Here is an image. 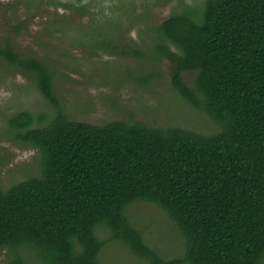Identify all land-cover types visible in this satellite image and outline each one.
Instances as JSON below:
<instances>
[{"label":"trees","instance_id":"1","mask_svg":"<svg viewBox=\"0 0 264 264\" xmlns=\"http://www.w3.org/2000/svg\"><path fill=\"white\" fill-rule=\"evenodd\" d=\"M156 31L152 58L171 63L173 89L218 125L215 134L71 120L54 93L55 69L0 48L57 109L45 127L34 128L44 117L29 112L8 120L39 150L41 174L0 185L6 264H27V251L43 264H101L98 226L150 264H263L264 0H205L200 15L174 14ZM139 201L174 222L183 259L165 260L147 246L127 217Z\"/></svg>","mask_w":264,"mask_h":264},{"label":"rangeland","instance_id":"2","mask_svg":"<svg viewBox=\"0 0 264 264\" xmlns=\"http://www.w3.org/2000/svg\"><path fill=\"white\" fill-rule=\"evenodd\" d=\"M205 0H0V48L36 58L55 69L54 93L60 109L77 122L104 125L143 122L211 135L218 125L173 89L171 63L154 55L157 27L174 14L198 11ZM169 45V44H168ZM173 51L176 49L169 45ZM142 53L138 55V53ZM149 76V77H148ZM149 78L147 82L143 79ZM187 81L192 73L184 74ZM21 112L47 126L57 109L27 75L0 58V185L3 190L41 174V154L23 142L8 120ZM129 222L145 243L165 260L183 259L185 240L170 217L154 204L139 201L127 210ZM101 264H150L113 241L104 226ZM27 264H43L23 252ZM4 250L0 264H6ZM264 264V260H263Z\"/></svg>","mask_w":264,"mask_h":264}]
</instances>
